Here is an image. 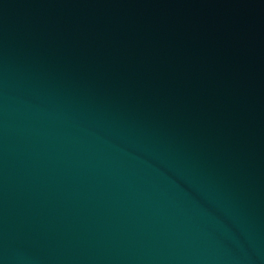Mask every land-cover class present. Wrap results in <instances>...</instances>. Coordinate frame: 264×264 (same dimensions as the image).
Instances as JSON below:
<instances>
[{"label": "water", "instance_id": "1", "mask_svg": "<svg viewBox=\"0 0 264 264\" xmlns=\"http://www.w3.org/2000/svg\"><path fill=\"white\" fill-rule=\"evenodd\" d=\"M0 264H264V0H0Z\"/></svg>", "mask_w": 264, "mask_h": 264}]
</instances>
